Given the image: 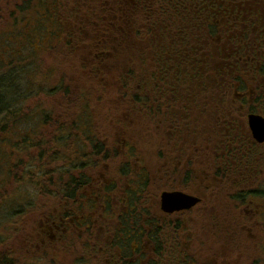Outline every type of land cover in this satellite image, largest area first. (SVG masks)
Wrapping results in <instances>:
<instances>
[{"label":"flooded vegetation","instance_id":"obj_1","mask_svg":"<svg viewBox=\"0 0 264 264\" xmlns=\"http://www.w3.org/2000/svg\"><path fill=\"white\" fill-rule=\"evenodd\" d=\"M123 1L112 2L126 7L129 14L131 0ZM201 18L195 28L212 24L217 29L214 33L207 31L203 37L201 34L202 40L194 51L185 54L186 58L182 49L176 54L175 62L185 60L189 70L185 75L184 66L177 69L181 75L174 79L172 92L165 90L171 87L162 89L160 101L166 107L159 124L161 132L164 128L168 131L164 136L166 145L157 158L158 167L151 160L134 156V147L123 133L122 139L101 141L91 130L92 136H86L85 128L90 124L77 125L79 139L71 138L68 132L63 141L65 158L60 163L66 171L46 176L41 187L44 193L28 208L36 225L15 236V264H59L70 237L80 233L86 247L93 228L99 234L91 252L95 264H204L202 260L187 261L185 256L195 251L197 222L202 220L203 212L213 211L210 202L214 192L231 195L224 220L247 221L250 236L254 231L263 235L264 197L254 202L242 195L246 189L264 192V135L258 140L248 124L249 115L264 122V0H205ZM84 23L85 19H80L75 24L77 30L82 31ZM68 24L76 30L71 22ZM166 93L171 98L168 101ZM59 116L67 120V111ZM66 129L70 131L71 127ZM85 144L89 145L86 152ZM116 153L122 155L118 169V162L112 166L110 162ZM155 179L161 186L159 193L150 190ZM175 191L198 201L187 209L164 212L161 193ZM90 197L98 205L93 221L92 212L79 206ZM137 197H141L143 207L157 212L163 225L159 252L147 234L143 235L141 251L132 247L131 240L126 243L127 239L121 237L123 233L127 238L133 236L132 228L125 230L123 226L132 219ZM169 224L174 225V232ZM22 229L18 228L20 232ZM52 248L60 251L54 252L58 258L46 261ZM129 248L133 249L126 250ZM22 256L27 257L26 263ZM82 261L77 259V263Z\"/></svg>","mask_w":264,"mask_h":264},{"label":"rangeland","instance_id":"obj_2","mask_svg":"<svg viewBox=\"0 0 264 264\" xmlns=\"http://www.w3.org/2000/svg\"><path fill=\"white\" fill-rule=\"evenodd\" d=\"M13 1L18 0H0V9L2 12L6 11V13H3V16L0 17V32L1 28H5L7 30L6 32L9 33L6 34V36L9 37L8 39L0 41V60L2 59L1 61L4 60L5 62L9 59V55L12 56L15 52L17 53L18 49L22 50L23 53H21V56L23 57L24 55L22 59L25 64L28 65L25 67H22V65L18 67L16 73L18 77L12 79L14 80V83L12 82L13 91H7L9 92L7 96L10 98V101L15 100L18 97H20V99H25L23 102L26 109L25 112L30 114H28L26 120L22 121L18 126V129L15 126L12 130H5V132L8 131L9 136L15 141L20 140V137L26 135V129L30 127V124L35 123L38 124L35 126L37 129L34 135L36 136L35 140L38 143L42 140L47 142L57 127H61L64 130H67V127L72 128L73 125H76L73 120L76 118L80 119L83 115L86 117L87 123L91 125L89 128L93 135H96L95 138H100L101 141L106 139L107 141L112 142L115 141V139H122L123 133L129 138L130 144L134 147V156L145 161L151 160V164L156 165L157 158L159 157L156 155H161L160 153H162V150L166 145L164 136L168 130L167 128H164L161 132L160 124L157 125L149 121V119L145 117L147 114L141 112L140 105L138 106L134 103L133 96L139 94L141 96H149L150 99H157L159 103L154 108V112L163 116L162 113L164 112V107H166L160 101L163 92L162 90L152 91L153 88L151 89V86L148 87L147 85L146 88L141 90L136 83L137 80L135 81L132 75L129 76L125 74L127 72L134 73L135 71H140L142 68L140 65H143V63L142 60H139L140 56L135 57V60H132L130 57L131 54L129 53H135V50L132 52L131 43L136 42V39L133 40L135 36H133L132 30L129 31V27L125 25L126 16L123 15V10L120 6L121 4L118 2L101 4L102 1L100 0H97V2L94 0H58V7L56 9L57 15L63 20V24L66 23L67 33H72L73 31L71 24H68L72 18L70 11L74 10L75 12L78 8L82 9L81 14L79 15L86 18L90 25L93 23V29H95L94 24L97 25L99 20L104 17L102 8L107 9V13L112 14L115 19L117 16H120L118 18L121 19L117 20L116 25L112 27V33L107 32L104 34L106 38H109L108 35L111 34L109 44H105L109 50L107 48V51H99V44L103 40H100L99 36L96 40H91L92 38L89 37L91 36L89 35V32L83 29V35L81 36L74 37L75 34L78 33L77 31L76 33H72L74 35L73 39L78 41V44H76L77 51L71 50V48H66V45H63V43L61 44L54 41L52 45H49V42L46 43L44 40L45 45L42 43L39 48H35L37 43L34 42V48L37 52L33 55H29L32 49L27 46L26 39L28 34H25V32H29L27 23L31 19L30 16L32 11L24 10L22 13L19 12L18 9L13 6ZM112 5L115 7L116 12L113 10ZM99 13H101V15ZM15 17H18L16 23L17 26L13 25ZM130 17L131 14H129V18ZM25 18L28 20L26 21ZM105 27L108 28V26ZM70 28H72V30H70ZM125 30L129 31L128 35L123 33ZM20 32L22 33L20 34ZM135 35L140 37L145 36L144 32L138 30ZM144 45L148 48L146 53H144L146 55L144 59L147 64H149H146V66L143 67V70L145 71L148 70L149 67L152 69L157 61L161 63L164 59H162L161 55V57H157L156 60L154 52L157 51L153 52L152 49L151 51L147 43ZM7 46L13 50L7 52ZM144 48L142 46L140 48L141 51H144ZM3 50L5 51L3 52ZM16 53L12 58L13 64L17 63L20 58V53H17L19 54V57L17 58ZM95 55H97V57ZM6 70L7 66L5 63H1L0 73H4ZM159 85L160 87H163L162 83ZM57 86L62 90L58 89L54 93L49 91L50 88L55 89ZM165 90L168 94L173 91L172 88ZM167 93L166 95L168 97ZM168 99L171 98H166L167 101ZM62 111H67V120H62L60 118L59 114ZM5 122L6 120L0 116L1 126ZM80 124L81 123L77 125ZM2 133L3 131L0 129V134L2 135ZM75 135L76 133H72L71 138L79 139L78 137L74 138ZM2 148L10 150V146L6 144H4ZM88 148L89 145L85 144V152L88 151ZM42 149L45 151V147H42ZM36 150H38V148L30 149L28 158L23 154H16V159H9L11 163L14 161L13 174H20L22 168L29 166V162L33 163ZM116 155L111 157L110 162L111 166L118 162V164H116L118 165V169L121 165L122 155L120 156V153H116ZM138 161L140 164V160ZM31 165L33 166L34 163ZM57 165L61 167L60 162L55 164V166ZM5 167H8V163L5 164ZM0 169V198L11 191H14L18 196L22 193L24 197H27L28 201L30 200V202H32V196L34 197L36 192V189L33 188L32 185L34 180L29 179L27 180L28 182L14 181L15 176L11 175L12 177L9 178L10 183H6L3 182L2 179L6 174V169L3 167ZM15 183L17 184V187H14ZM153 186H156L155 182ZM39 196H37V198H40ZM229 197L230 201L228 200ZM254 199V202L259 200L258 198ZM39 201L41 202L40 199ZM230 203H232L230 194H218L217 192H214L210 202V204L214 206L213 211L203 212L200 217L202 220L197 222V224H201V227L200 225L196 227V234L200 235L201 242L205 245L203 247V252L200 253L205 254L202 255L204 258L201 262H204V264H264V233L263 235H260V238L258 236L257 238H259V240H256L253 243L247 238L250 235V232L245 228L244 231L248 243L246 242V245L243 243L240 244L243 252L237 249L232 252L228 249V246L225 248V245L221 242L213 243V241L209 239V229L204 228L203 224L209 227L210 222L212 224H220L214 219V211L216 210V207H230ZM50 206L51 208L55 207L53 205ZM79 206L80 208L86 207L92 212L90 215L91 221H93L98 215V213H96L98 205L91 200V197L84 200ZM20 208L22 209L23 207L20 206ZM17 209L18 206L15 205L11 206L9 210H0L1 240H3L2 238H5L7 234H10L9 231L11 225L16 224L18 220L22 221L20 227H23V229L21 232L20 230H17L18 233L13 231L12 234L15 235L16 233L17 235H20L21 233H24L25 230L36 225L33 223L34 217L31 212L29 213V211L26 210L22 215H18V213L15 212ZM77 212L80 214L79 210H77ZM227 217L228 216H226L225 219ZM15 228L17 229L18 225L17 227L15 226ZM203 229H205V231H203ZM262 229V231H264V227ZM91 233L90 238H86V247H84L85 245L83 246V240L80 233L73 234L68 240L69 243L64 249V253H62L63 257L58 260L59 264H95L96 260L92 259V253L96 247L94 242L99 240V234L94 228ZM212 246L213 253L210 251L212 250ZM219 246L221 249L218 248ZM54 252L60 253L59 250L56 251V249H50L46 255V261L51 258H54V260L58 258ZM88 255H90V258H88ZM188 256L189 255L187 254V261H189ZM79 257L83 258L84 261L77 263ZM26 259L27 257L22 256L23 262L26 263Z\"/></svg>","mask_w":264,"mask_h":264},{"label":"trees","instance_id":"obj_3","mask_svg":"<svg viewBox=\"0 0 264 264\" xmlns=\"http://www.w3.org/2000/svg\"><path fill=\"white\" fill-rule=\"evenodd\" d=\"M95 1L97 2V0ZM112 1L113 0H110L109 2ZM103 3L104 2H101V4ZM12 4L21 13L24 12V10L32 11V14L30 16L31 19L27 23L29 32H25V34H28V37L26 39L27 46L32 49L29 55H33L35 52H37L35 48H39L42 43L45 45L44 40L46 43L49 42V45H52L53 42L56 41L57 43H63V45H66V48L68 49L71 48V50L77 51L76 44H78V41L74 40L73 38L83 35L82 31L80 32V30H77V26L75 25L80 19H85V23L82 28L89 32V35H91L89 37L92 38L91 40H96L98 36L100 40H103L99 44V51H107L108 47L105 44H109L111 34L108 35L109 38H106L104 34H106L107 32L112 33V27L116 25L117 20L121 19L118 18L120 16H117L115 19L112 14L107 13V9L102 8L104 17L103 19L99 20L97 25L94 24L95 29H93V23H91L90 25L89 21L86 18H83L81 15H79L81 14L80 10L76 9L75 12L74 10L70 11L72 14L70 22L76 28V30H73L72 33H76V31L78 32L74 36L71 32L67 33L65 29L67 27L66 23L63 24V20L59 15H57L56 9L58 7V0H18L13 1ZM128 5L130 11L129 14H131L130 18L128 12H126V7L121 8L123 10V15L126 16L125 25L129 27V31L132 30V34L133 36H135L133 40L136 39V42L131 43L132 52L135 50V53H130V57L133 60L135 57L140 56V59H138L140 61L142 60L143 65H140L142 67L140 71H135L134 73L127 72L125 74L129 76L132 75L133 79L135 81L137 80L136 83L141 90H143V88H146V85L148 87L151 86V89L153 88L152 91L162 90L164 86H170L172 88V84H174L175 81L174 79L181 75L179 71H177V69H181V66H184L185 69H183L182 73L185 75L188 74L189 70L188 64L184 62L185 60H182L179 63L175 62L177 52L182 49V54L184 58H186L185 54L194 51V46L199 43L200 40H202L200 38L201 34L203 37V34H206L207 31H209L210 33L216 32L217 25L213 27L212 24H209V26H204L205 29L200 25L199 28L194 27V25L197 24L196 22L202 19L201 12L205 11V0H131ZM113 10L116 12L115 7H113ZM3 13H6V11L2 12V10L0 9V17L3 16ZM101 13L99 14L101 15ZM17 19L18 17H15L13 24L15 26H17ZM25 19L26 21L28 20L27 18ZM105 26H108V28ZM128 30H125L123 33L128 35ZM137 30L144 32L145 36H136L135 33ZM6 31L7 30L5 28H1L0 41H5L9 38L6 36V34H9ZM21 33L22 32H20V34ZM34 42L37 43V46L35 48ZM146 43L150 45V50L152 49L153 52L157 51L154 52L155 59L157 57H161L162 55V59L164 58L165 62L161 61L160 63L157 61L156 65L153 66L152 69L149 67L148 70L144 71L143 67L147 64L144 59L146 56L144 53H146L148 49H145L143 47L144 51H141L140 48L143 46V44ZM152 45L155 46L153 47ZM158 45L160 46L158 47ZM9 50L12 51L13 49L7 46L6 51L8 52ZM4 51L5 50H3V52ZM17 53H20V58L17 63L13 64L12 58L14 54L12 56L9 55V59L7 58L8 60L5 62L4 60L1 61L2 59L0 60V64L5 63V65L7 66V70L4 73H0V116H2L3 119L6 120V122L2 126L0 124V129L1 131H3L2 135L0 134V168L3 167L4 169H6V174L2 178L3 182L8 183L9 178L12 176H15L14 181L28 182L27 180L33 179L34 181L32 185L33 188L37 190V192H35L34 197L32 196L33 200L32 202H30V200L28 201L27 197H24L22 193L18 196L16 193H14V191H11L0 198V210H9L11 206L16 205L18 206V209L15 212H17L18 215H22V213L24 211L26 212V210L30 213L31 211L30 209H28L30 208V204H34L36 202L37 196L44 193L41 187H44L46 176H49L50 178L52 173L63 174L66 171V168L64 166H55V164L62 162L65 158L64 154H62V149L64 148L63 141L67 139V133H76L74 138H77V134L79 131L77 124L81 123L88 125V123L86 117L82 115L80 119L76 118L73 120L76 126L73 125L74 127L72 126L70 131H66L61 127H57L47 142H44V140H42L39 143L35 140L36 136H34L37 131L35 126L38 124L31 123L30 127L26 129V135L20 137V140L15 141L14 139H12L9 136L8 131L5 132V130H12L13 128H15V126L18 129V126L22 123V121L26 120V118H28V114H30L25 112L26 109L23 105L25 99H20V97H18L15 100L10 101V98H8L7 96L10 91H13L12 82L14 83V80L12 79L14 77H18L16 75L18 67H20L21 65L22 67L28 65L25 64L24 60L22 59L24 57L23 54V57L21 56V53H23L22 50L18 49ZM17 53L16 58L19 57V54ZM160 83L163 84V87H160ZM58 89L62 90L61 88H59V86H57L55 89L50 88L49 91L51 93H54ZM133 97L134 103L138 106L140 105L139 107L141 109V112L147 114L145 115V117L148 118L149 121L158 125L162 117L161 114L154 112V108L159 103L158 100L153 98L150 99L149 96L146 97L139 94H135V96ZM85 133L87 134V137L92 136L89 127L85 128ZM4 144L10 146V150L3 149L2 147ZM42 147H45V151H43ZM32 148H38V150H36L34 154V165L32 166L31 164L33 163L29 162V166H25L24 168H22L20 174H13L14 161L11 163L9 159L15 158L16 154H23L28 158L29 150ZM99 148H101V146ZM6 163H8V167H5ZM156 166L158 167V163L156 164ZM149 180L152 181L151 178ZM155 183L156 186H154L150 190L152 191V193H159L161 186L157 179H155ZM16 185L17 184L15 183L14 187H17ZM217 193L219 194L220 192ZM145 194L146 193L144 192L143 195ZM242 196H244L245 200L247 201L254 200V198L264 197V192L261 193L253 190L247 191L246 189ZM140 199L141 197L136 198L135 202L133 203L134 208L132 210V219L123 226L125 230L132 228L133 236L127 238V235L123 233L121 237L127 239L126 243L131 240L133 243L132 247L137 251H141L143 235L147 234L150 244H153L155 247L157 245L158 248H156V252H159L162 249L159 246L158 240L159 235H161V228L163 227V225L160 222L157 212L151 207H143V202H139ZM228 200L230 201V197L228 198ZM20 206H22L23 208L21 209ZM226 207L229 206H222L220 208L216 207V210L214 211V219L217 220V222L220 224L210 223V227L205 224H203V226L204 228L209 229L208 237L213 241V243L221 242L225 245V248L228 246V249L232 252L236 251V249L243 252L240 244L243 243L246 245V242L248 243L247 238H249L254 243L256 240H259L261 234L259 235L254 231V234L258 235L259 238H257L254 234L252 235L254 237L249 235L246 238L244 229L248 226L247 221L239 222L232 220L235 218L223 220L227 216V213L225 212ZM21 224L22 221L18 220L16 224L11 225L9 231L10 234H7L5 238L3 237V240H1L0 237V264H15V262L12 261V252L14 251L15 236L17 235V230L21 226ZM17 225L18 228L16 229L15 226L17 227ZM199 225L201 227V224ZM173 226L174 225L169 224L172 232H174L175 230ZM147 230L149 231L147 232ZM13 231L17 232L16 235L12 234ZM203 231H205V229H203ZM232 232L235 233V235H232ZM196 237V252L192 251V254H188V258L189 261L194 259L195 261L200 262L204 258V256L202 255H205L200 254L201 252H203V247L205 245L201 242L199 234H196ZM16 245L20 249H23L18 244ZM134 245L136 246V248ZM126 247H129L128 244L126 245ZM133 248H129L126 250H130ZM218 248L221 249L220 246ZM7 251H9V253H6ZM210 251H213V246L212 250ZM187 253L185 256L186 258Z\"/></svg>","mask_w":264,"mask_h":264},{"label":"water","instance_id":"obj_4","mask_svg":"<svg viewBox=\"0 0 264 264\" xmlns=\"http://www.w3.org/2000/svg\"><path fill=\"white\" fill-rule=\"evenodd\" d=\"M248 124L253 135L261 140L264 135V122L255 115L248 116ZM161 208L171 213L180 209H187L197 203L198 199L180 192H162L160 195Z\"/></svg>","mask_w":264,"mask_h":264}]
</instances>
